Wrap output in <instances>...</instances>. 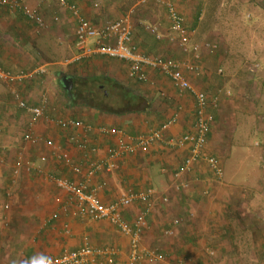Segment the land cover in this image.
Here are the masks:
<instances>
[{"label": "crops", "instance_id": "crops-1", "mask_svg": "<svg viewBox=\"0 0 264 264\" xmlns=\"http://www.w3.org/2000/svg\"><path fill=\"white\" fill-rule=\"evenodd\" d=\"M24 1L39 8L46 27L38 28L20 11L10 12L0 5V72L13 77L25 74V77L14 80L0 78V264H43L52 256L79 248L85 238L97 251L92 258L95 264H108L110 258L112 264H131L129 235L107 220L80 217L73 206L63 210L68 194L55 185L49 174L74 182L86 181L87 188L95 189L104 205L119 200L130 191L151 188L154 192L146 204L132 203L123 209L122 214L132 223L136 215L148 207L140 244L155 249L167 258L165 261L183 257L190 264H216L210 261L207 252L214 246L202 242V234H205V237L210 236L209 239L215 235L223 239L215 242V248L225 252L232 264L240 259L237 252L241 249H246L243 260L248 264H264V179H258L252 185L250 177L241 183L234 177L238 167L245 162V152H251L245 145L250 136L262 140L260 144L256 141L254 144L260 146L257 148L263 166L264 117L245 108L238 109L242 112L238 116L240 125L235 126L240 129L239 137L235 139L237 147L227 151L229 163L232 162L227 171L232 168V175H229L230 171H224L221 177L214 176L203 160L197 161L191 172L175 175L187 155L188 146L170 147L167 143L192 129L194 101L191 95L178 93L169 79L153 70H147L146 82L130 78L126 62L95 53L91 43L78 62L69 63V67L76 65L71 71L62 69L67 64L64 60L68 57L65 56L79 53L74 46L76 20L60 4L62 9L58 6L54 12L52 0ZM152 1L132 0L131 7L125 6L131 8V18L137 22L130 26L132 41L147 55L197 64L199 73L185 70L190 84L209 98L222 92L218 106L210 108L214 122L208 133L206 153L211 154L213 146L210 141L216 127L222 126L223 111H227L223 114L227 119L237 118L238 112H234L233 106L234 90L238 91L237 98H245L239 93L244 89L241 77L254 75L260 65L256 62L259 66L254 70L251 69L254 63L248 70L243 66L245 70L234 74L226 69L225 64L232 56L229 49L215 44L216 49L211 51L205 48V44L214 43L201 38L197 40L204 31L200 0H175L174 3L189 34L186 48L177 40H171L174 34L165 10L159 21L153 24L155 26L148 24L142 28L139 22H143ZM253 1L258 4L259 0ZM74 2L82 15L97 27L118 19L102 18L103 13L93 9L94 0ZM261 2L264 7L263 0ZM248 3L253 4L251 0ZM125 7L119 9L121 14ZM148 26H157L161 38L157 39ZM161 30L172 35L167 39ZM44 38L46 43H43ZM193 44L200 46L198 57L191 50ZM244 64L247 66L249 62ZM60 72L70 80L69 91L57 78ZM73 83L77 87L76 96L71 93ZM124 85L134 92V98L129 102L122 96L121 86ZM112 89L116 91L114 94ZM13 94L29 105H43L44 114L33 120L29 113L18 107V99ZM248 114L258 118L252 122ZM172 116L176 117V122L162 131L161 140L147 152L111 155L117 139L99 130L116 128L128 135L146 133L161 128ZM58 118L79 121L83 125L63 127L55 122ZM28 130L41 139L37 145L24 141L23 135ZM231 136L234 137V130ZM47 139L52 140L56 148L46 146ZM74 139H83L85 143ZM231 150L237 153L234 159ZM59 153L78 165L80 172H72L63 157H57ZM40 156L45 160L41 161ZM19 160L21 164L17 166ZM27 161L34 162L39 170H27ZM99 163H113L114 167L102 168L87 178L90 168ZM53 213L57 217L45 223ZM175 220L178 222L174 225ZM233 222H236L234 226ZM167 228H173V236L164 233ZM240 232L243 241H236ZM163 261L142 260L133 264H163Z\"/></svg>", "mask_w": 264, "mask_h": 264}, {"label": "built area", "instance_id": "built-area-1", "mask_svg": "<svg viewBox=\"0 0 264 264\" xmlns=\"http://www.w3.org/2000/svg\"><path fill=\"white\" fill-rule=\"evenodd\" d=\"M159 3L167 12V16L170 23V29L173 32L171 40H177L178 44L187 47L189 43V34L184 26V18L178 12L175 7V0H155ZM61 6L68 9L71 15L76 20L75 29V46L79 51V56L73 59L78 61L80 57L86 54L88 45L91 43L92 50L102 56L114 58L126 62L128 64V76L132 79L146 82L148 80L147 70H153L163 75L171 82L172 86L178 93L190 94L194 101V121L192 129L185 132L180 137L168 140L170 147H183L188 146L187 155L179 167V170L175 172V175H179L184 172H191L193 166L197 161L203 160L206 162L210 171L216 177H221L223 168L219 162V159L213 154L206 153L208 133L214 122V114L210 108L217 107L219 97L222 92H217L212 98L195 89L189 82L188 77L185 74L186 71H192L199 73L200 68L197 64H191L188 62H181L176 59L159 56V55H147L141 52L132 41V32L129 22L125 18H119L114 21H110L99 27L93 25L82 13L78 6L74 3H68L66 0H58ZM264 3V0H263ZM0 5L5 6L10 12L20 11L28 20L34 23L38 28H45L46 23L43 15L38 7L30 6L25 3L24 0H0ZM148 29L155 34L157 39L161 38L157 27H151ZM205 48L211 51L216 49L215 44H205ZM191 50L195 53V57L199 55L200 46L193 44ZM258 64L254 63L252 70L258 68ZM221 72V71H220ZM25 74H19L15 77L0 72V78L4 80H14L15 78H23ZM226 94H229L226 93ZM15 99H18V107L25 112L29 113L33 120L41 117L44 114V106H32L25 101L19 99L17 94H13ZM55 122L63 127L83 125V123L66 118H58ZM176 122V117L172 116L168 121L164 122L159 129L150 130L146 133H138L135 135L125 134L122 130L116 128H100V132L105 135H112L116 140V147L113 149L111 155L121 156L122 154H133L136 152H147L149 148L154 145L158 140L162 138V131L167 130L172 124ZM30 127H32L30 125ZM86 128V126L84 125ZM24 141L31 145H37L40 142V138L28 130L23 135ZM78 143L84 144L85 141L74 139ZM45 145L51 148H56V145L52 140H45ZM59 158L62 155L57 156ZM64 163L70 167L74 173L80 172V167L70 161L68 158H62ZM40 160L44 161L45 157L40 156ZM21 164V160L17 162V166ZM114 167L113 163H99L90 168L86 177L90 178L92 175L103 169L109 170ZM27 170L36 169L39 167L34 162L26 163ZM17 173V170L14 169ZM49 178L54 181L55 185L64 190L68 194L66 206H63V210L67 207L73 206L76 208V212L80 217H90L93 219H103L109 221L112 225L116 226L123 234L129 235L131 244V253L129 255V261L131 264L139 261L157 262L162 260L165 256L159 254L155 249L148 248L140 244L141 233L146 225L145 214L148 211V207L145 210L139 212L136 215L133 222L127 221L122 212L123 209L132 203L139 202L146 204L153 194V190L148 188L144 191H130L121 197L119 200L104 205L101 203L96 195L95 189H88L87 182H74L65 177H53L49 174ZM86 178V180H88ZM57 217L56 213H53L45 223L52 222ZM178 220L174 221V225ZM173 228H167L164 233L167 236H173ZM212 253V252H211ZM97 251L89 244L88 239L85 238L83 244L72 251L64 252L60 255L52 256L46 259L43 264H95L92 259ZM111 254V251L108 252ZM163 261V264H190L185 258L178 257L173 261ZM113 260L110 258L108 264H112ZM215 264V263H213Z\"/></svg>", "mask_w": 264, "mask_h": 264}, {"label": "rangeland", "instance_id": "rangeland-1", "mask_svg": "<svg viewBox=\"0 0 264 264\" xmlns=\"http://www.w3.org/2000/svg\"><path fill=\"white\" fill-rule=\"evenodd\" d=\"M89 1L92 2L93 0ZM248 1L249 0H200V7L202 6L201 10L203 15L202 21H204V31L200 33L197 40L201 38L200 40H208L211 43L217 44L219 48L223 46L229 49L232 56L227 58L225 64L226 69L228 68V70H231L234 74L238 70H245L243 66H245L247 69L256 62H258L260 65L258 72L254 75L249 74V76L248 74H245L244 77H241V79L244 80L242 81L243 86L241 85L244 89L239 91V93H242L245 96L244 99L241 96L237 98L238 91L234 90L236 92V99H234L235 104L233 105L235 108L234 112H238V114L236 113V120L233 116L231 118L229 117L230 119H227V117L223 115L226 114L227 111H223L222 126L216 127L213 133V139L212 141H210L213 146L211 148V146L209 145L212 149L210 153L217 155V157L222 162L223 172L230 171L229 175H232L234 171L232 170V168L227 171L228 165H230L232 162L229 163L226 152L229 150L228 148L237 147L235 139L239 137L240 129H236L235 126L239 127L240 121H238V116H240V112H242L238 109L245 108L246 111L248 110L254 115L260 114L259 116L264 117V7L262 6V0H259L258 4H254V1L251 0V2L253 3L251 5H249V3L246 4ZM51 2H54V12L56 11V8L58 6L61 7L56 0H52ZM152 2L153 3L151 5H148L149 9L146 10L144 19L140 18L141 21L143 19V22H139L142 28H144V25L146 26L148 24H156L155 22H158L159 19L164 15L165 9L155 0H153ZM145 5L146 3L141 5V8L145 7ZM92 6L93 9L96 8L99 12L101 11L103 13L104 17L102 18L108 20L114 19L116 17L125 18L129 22L131 27V24L137 23L135 19L131 18V8L129 9L128 7H125H131L132 0H94V2H92ZM124 7L125 10H123V13L121 14L119 12V9H124ZM248 13L249 17L247 16ZM58 16L59 15H57V17ZM149 17L152 18L153 21H151ZM148 27L151 28V26ZM168 33L169 31L164 32L163 30H161V34H165L163 36L167 39L172 35V33ZM43 43H46L45 38L43 40ZM75 53L77 52L75 51ZM77 54L73 55L72 53H70L69 56H65L68 57L64 60V62L67 64L63 65L61 68L67 71H71L72 68H74V66L76 65L73 64L72 67H69V63L72 64L79 61H73V59L76 58ZM245 61L249 62L247 66L246 64H244ZM115 92L116 91L114 89L111 90L112 94H114ZM243 112L246 113L245 111ZM254 115L248 114V118L249 120H252V122L254 121V118L256 119L257 117ZM262 122L264 123V121ZM233 130L234 137L231 136ZM246 132L247 130L245 131L244 136L246 135ZM255 141L260 144L262 140L260 137L250 136L245 142V145L249 146L248 149H250L251 152H245L244 155H247L245 162L241 163V165L238 167V171L236 172V174H234L236 181L240 183L244 182L246 179H248V177H250L252 185H254L256 180L264 179V164L262 166V159L260 158V154L258 153L259 148H257L260 146L254 144ZM234 151L235 150H231V157L233 159L234 155L237 154L236 152L234 153ZM254 189H256V185L254 186ZM257 202H254V204ZM235 224L236 222L232 223L233 226ZM237 234L238 237L236 241H243L242 232ZM202 236V242L204 244L207 245L209 243V245L214 246L209 247L210 249L207 251L208 254H210L209 258L212 263L217 262L216 264H232V262L229 261L228 256L225 255V252H222L220 249L215 248V242L217 240L223 239L219 238L218 235L211 237V239H209V235H207L208 237H205V234H202ZM233 240H235V238ZM237 253L240 254V259H237L238 261L236 264H248L246 260H243L244 257H246V249H241Z\"/></svg>", "mask_w": 264, "mask_h": 264}, {"label": "trees", "instance_id": "trees-1", "mask_svg": "<svg viewBox=\"0 0 264 264\" xmlns=\"http://www.w3.org/2000/svg\"><path fill=\"white\" fill-rule=\"evenodd\" d=\"M72 3L76 4L78 6V4L76 2H74V0H70ZM67 2V0H66ZM79 8V6H78ZM80 9V8H79ZM119 19V18H118ZM123 88V97H124V100L126 99L127 102L130 101V99L134 98L133 95H134V92L132 91V89H130L128 86L124 85V86H121ZM124 108V107H123ZM125 111V110H124ZM227 154V152H226ZM214 155V154H213ZM217 157V155H215ZM218 158V157H217ZM219 159V158H218ZM219 162L220 164L222 165V162L221 160L219 159Z\"/></svg>", "mask_w": 264, "mask_h": 264}, {"label": "water", "instance_id": "water-1", "mask_svg": "<svg viewBox=\"0 0 264 264\" xmlns=\"http://www.w3.org/2000/svg\"><path fill=\"white\" fill-rule=\"evenodd\" d=\"M57 78L62 83L64 89L69 91L68 83H70V80L67 78V75L64 72H60Z\"/></svg>", "mask_w": 264, "mask_h": 264}, {"label": "flooded vegetation", "instance_id": "flooded-vegetation-1", "mask_svg": "<svg viewBox=\"0 0 264 264\" xmlns=\"http://www.w3.org/2000/svg\"><path fill=\"white\" fill-rule=\"evenodd\" d=\"M76 86H75V84L73 83V87H72V91H71V93H72V95L73 96H76V94H75V92H76ZM67 94H68V92H67ZM69 96H70V93L68 94ZM81 95H83V93H81ZM85 95V97H86V94H84ZM78 100V99H77Z\"/></svg>", "mask_w": 264, "mask_h": 264}]
</instances>
